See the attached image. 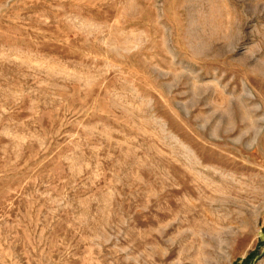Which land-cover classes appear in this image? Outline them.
<instances>
[{
    "label": "rangeland",
    "instance_id": "obj_1",
    "mask_svg": "<svg viewBox=\"0 0 264 264\" xmlns=\"http://www.w3.org/2000/svg\"><path fill=\"white\" fill-rule=\"evenodd\" d=\"M0 264H264V0H0Z\"/></svg>",
    "mask_w": 264,
    "mask_h": 264
},
{
    "label": "bare ground",
    "instance_id": "obj_2",
    "mask_svg": "<svg viewBox=\"0 0 264 264\" xmlns=\"http://www.w3.org/2000/svg\"><path fill=\"white\" fill-rule=\"evenodd\" d=\"M242 121H243V122H246V121H247V119H246V117H245L244 114L242 115ZM246 123H247V125L249 126V129H250V128H255V127L257 126V124H258V121L255 120V119H253V118L251 117V120H249V121L246 122Z\"/></svg>",
    "mask_w": 264,
    "mask_h": 264
}]
</instances>
